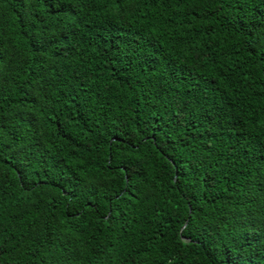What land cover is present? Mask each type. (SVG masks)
<instances>
[{
  "label": "trees",
  "instance_id": "obj_1",
  "mask_svg": "<svg viewBox=\"0 0 264 264\" xmlns=\"http://www.w3.org/2000/svg\"><path fill=\"white\" fill-rule=\"evenodd\" d=\"M0 264H264V0H0Z\"/></svg>",
  "mask_w": 264,
  "mask_h": 264
}]
</instances>
